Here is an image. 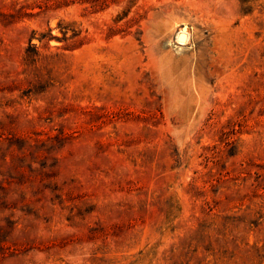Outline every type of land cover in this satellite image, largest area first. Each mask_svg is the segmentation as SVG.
I'll use <instances>...</instances> for the list:
<instances>
[{"label":"rangeland","instance_id":"rangeland-1","mask_svg":"<svg viewBox=\"0 0 264 264\" xmlns=\"http://www.w3.org/2000/svg\"><path fill=\"white\" fill-rule=\"evenodd\" d=\"M0 264H264V0H0Z\"/></svg>","mask_w":264,"mask_h":264}]
</instances>
